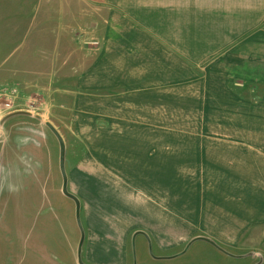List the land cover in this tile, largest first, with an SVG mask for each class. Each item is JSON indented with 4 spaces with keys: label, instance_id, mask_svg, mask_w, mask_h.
I'll list each match as a JSON object with an SVG mask.
<instances>
[{
    "label": "rangeland",
    "instance_id": "1",
    "mask_svg": "<svg viewBox=\"0 0 264 264\" xmlns=\"http://www.w3.org/2000/svg\"><path fill=\"white\" fill-rule=\"evenodd\" d=\"M52 1L23 0L29 10L7 13L14 20L34 18L37 12L45 14L37 10L39 3ZM78 1L55 0L60 9L55 12L66 19V10ZM125 1L108 3L123 6ZM21 2L12 0L11 4ZM9 64L3 62L0 71ZM3 79L0 77V264L264 263V227H247L260 221L251 216H261L264 203H249L240 180L243 175L229 171L228 165L216 164L214 156L202 164L188 155L172 164L180 176L176 171L172 179V171L164 170L153 178L143 154L139 164L146 168L141 170L132 167L135 159L128 156L134 147L148 150V142L158 146L170 142L177 150L189 147V153L193 147L217 146L215 142L244 148L237 144L244 142L245 131L264 130L259 85L246 92L250 103L243 101L245 92L235 87L222 91L207 85L190 86L178 93L183 99L173 95V106L153 108L147 116L125 101L115 103L106 97L91 101L110 113L89 115L84 107L71 113L69 99L52 101L53 109L44 106L48 102L43 95H32L29 100L20 87ZM10 89L17 92L11 109L5 106L4 96ZM79 104L83 106L84 101ZM116 104L118 108L110 107ZM77 109L81 114L74 115ZM116 131H140L142 136L156 132V138H107V132ZM55 132L64 146L66 189L79 202L81 228L74 201L62 192L60 143ZM218 136L222 138L216 139ZM177 180L188 186L173 192ZM165 196L168 200L172 196L173 217L162 208ZM155 213L169 217L154 220ZM165 224L172 230H153L164 229Z\"/></svg>",
    "mask_w": 264,
    "mask_h": 264
},
{
    "label": "crops",
    "instance_id": "2",
    "mask_svg": "<svg viewBox=\"0 0 264 264\" xmlns=\"http://www.w3.org/2000/svg\"><path fill=\"white\" fill-rule=\"evenodd\" d=\"M11 1L0 0V11H6L0 12V60L10 61L0 77L20 87L29 100L32 95H43L48 102L44 106L53 109L52 101L65 98L71 113L84 107V113L93 115L110 113L91 101L106 97L115 103L125 101L147 116L153 108L173 106V95L183 99L178 93L190 86L207 85L222 91L235 87L245 92L243 101L250 103L246 92L259 85L258 103L264 107V0H127L123 6L110 4V0H80L66 10V19L55 12L60 9L54 0L38 4L37 10L45 12V17L37 12L34 18L15 20L8 10L30 8L23 0L19 4ZM73 114L81 112L77 109ZM112 133L107 132V138H156V132L150 131L147 136L140 131ZM242 139L244 142L237 144L234 138L233 143L244 148L215 142L217 146L193 147L190 153L189 147L173 149L170 142L169 146L148 142V150L134 147L128 156L134 157L135 170L146 168L139 164L143 154L153 178L166 170L172 171V179L176 171L181 175L172 164L182 158L192 155L204 164L214 156L216 164L228 165L229 171L243 175L240 180L249 203H264V130L245 131ZM176 183L173 192L188 186L179 180ZM165 199L163 210L175 216L172 196ZM169 216L155 213L152 219ZM259 217L253 214L251 218L260 221L247 227L263 228L264 212ZM153 230L172 229L165 224L164 229Z\"/></svg>",
    "mask_w": 264,
    "mask_h": 264
},
{
    "label": "water",
    "instance_id": "3",
    "mask_svg": "<svg viewBox=\"0 0 264 264\" xmlns=\"http://www.w3.org/2000/svg\"><path fill=\"white\" fill-rule=\"evenodd\" d=\"M56 134V137L58 138L59 140V143H60V157H61V162H60V170H61V174H62V180H63V183H62V192L63 194L74 201L75 203V214H76V220H77V224H78V227L81 228L80 226V221H79V202L77 200V198L71 194H69L67 192V189H66V176H65V172H64V168H63V156H64V146H63V143H62V140L61 138L57 135V133L55 132ZM81 230V229H80ZM83 242V234L81 236V240H80V245L81 243ZM81 264V262H80Z\"/></svg>",
    "mask_w": 264,
    "mask_h": 264
},
{
    "label": "built area",
    "instance_id": "4",
    "mask_svg": "<svg viewBox=\"0 0 264 264\" xmlns=\"http://www.w3.org/2000/svg\"><path fill=\"white\" fill-rule=\"evenodd\" d=\"M17 95V92L13 89H10L8 92H5L4 96L6 97L8 103H6V107L11 109V105L14 102L15 96ZM30 106L33 107V104H30Z\"/></svg>",
    "mask_w": 264,
    "mask_h": 264
}]
</instances>
